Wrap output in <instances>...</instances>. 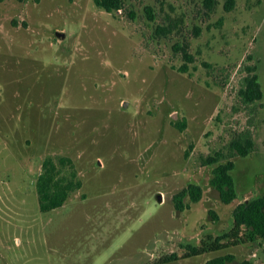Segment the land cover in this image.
<instances>
[{
    "label": "rangeland",
    "instance_id": "obj_1",
    "mask_svg": "<svg viewBox=\"0 0 264 264\" xmlns=\"http://www.w3.org/2000/svg\"><path fill=\"white\" fill-rule=\"evenodd\" d=\"M227 6L124 0L108 13L94 0L0 2V264H207L228 253L264 264V239L187 256L232 230L238 204L264 195V95L252 105L238 95L249 65L264 94V0ZM176 44L194 59L187 72ZM246 131L254 148L242 157L230 143ZM217 153L235 162L230 204L204 164ZM48 158L81 186L41 212ZM189 184L202 199L178 212L173 196Z\"/></svg>",
    "mask_w": 264,
    "mask_h": 264
},
{
    "label": "trees",
    "instance_id": "obj_2",
    "mask_svg": "<svg viewBox=\"0 0 264 264\" xmlns=\"http://www.w3.org/2000/svg\"><path fill=\"white\" fill-rule=\"evenodd\" d=\"M5 0H0V2ZM38 2L39 0H34ZM97 7L108 13L117 12L124 7V0H94ZM205 8L211 10L216 5V0H203ZM234 4V0H227L226 9L230 10ZM149 18L152 19L151 8L146 7ZM158 29H161L160 27ZM175 51H181L184 60L183 66L180 67L181 72L188 71V64L194 59L186 51L183 45L176 44ZM240 100L245 105L256 104L263 99V90L255 65H249L246 68V75L241 79L240 89L238 91ZM185 126L181 127L183 130ZM254 148V140L250 131L243 132L235 137L230 143L231 151L239 156H247ZM220 153L216 156L208 157L205 165H214L213 177L210 184L219 193L222 203L230 204L237 198V190L232 171L235 168V162L228 160L220 163ZM58 163L61 167L71 166L72 162L67 157H60ZM42 172L37 180V193L39 196V207L41 212H49L51 210L62 207L70 194L81 186V182L76 179V172L72 170L69 177L62 175L61 169L52 158L44 161ZM203 189L196 184H189L186 188L173 196V204L178 212H183L190 208V203H186L185 199L189 198L191 203H197L202 199ZM217 218L216 215H214ZM234 225L232 230L220 237L214 238L208 234L201 244L196 247H190V256H200L205 253L216 252L230 246H236L248 242H255L264 239V195L246 200L238 204L234 211ZM166 262L177 260V255L172 254L165 257ZM235 256L231 253L217 256L210 259L207 264H233ZM239 264H253L250 260H244Z\"/></svg>",
    "mask_w": 264,
    "mask_h": 264
},
{
    "label": "water",
    "instance_id": "obj_3",
    "mask_svg": "<svg viewBox=\"0 0 264 264\" xmlns=\"http://www.w3.org/2000/svg\"><path fill=\"white\" fill-rule=\"evenodd\" d=\"M59 36H60L61 38H63L64 35H63V34H59Z\"/></svg>",
    "mask_w": 264,
    "mask_h": 264
}]
</instances>
